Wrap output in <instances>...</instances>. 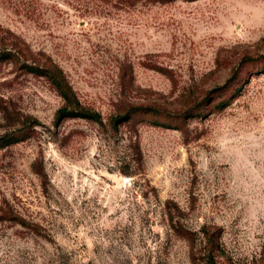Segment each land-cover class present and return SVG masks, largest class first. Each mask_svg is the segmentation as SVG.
<instances>
[{
  "label": "rangeland",
  "instance_id": "374dc122",
  "mask_svg": "<svg viewBox=\"0 0 264 264\" xmlns=\"http://www.w3.org/2000/svg\"><path fill=\"white\" fill-rule=\"evenodd\" d=\"M1 49L0 136L26 138L0 148V264H264V0H0ZM28 52L104 122L161 114L54 127Z\"/></svg>",
  "mask_w": 264,
  "mask_h": 264
},
{
  "label": "trees",
  "instance_id": "16d2710c",
  "mask_svg": "<svg viewBox=\"0 0 264 264\" xmlns=\"http://www.w3.org/2000/svg\"><path fill=\"white\" fill-rule=\"evenodd\" d=\"M29 55V52H28ZM22 56L20 66L27 73L43 77L54 89L56 94L61 99V104L55 109L52 117L51 124L54 127H58L60 123L66 119H83L89 122H93L100 127L108 128L112 132H116L119 126H127L131 129H135L137 123L143 121V116H158L161 111L151 104H142L135 102H128L121 110H117L110 114L107 120L104 122L101 115L95 109L86 107L80 103L72 88L66 81L61 69L51 62L49 59L42 57L40 60L33 58L31 55ZM15 62L19 61L18 52L13 49H1L0 61L11 60ZM226 105L225 101L218 102V107L222 108ZM152 126L167 127L165 123L157 120H145ZM21 124V122H19ZM17 124V125H19ZM20 128L12 127L9 131H5L0 136V148L22 141L26 138V134L20 132ZM135 131V130H134ZM131 140V141H130ZM130 148L132 153L139 158V148L136 135L134 134L129 138Z\"/></svg>",
  "mask_w": 264,
  "mask_h": 264
}]
</instances>
